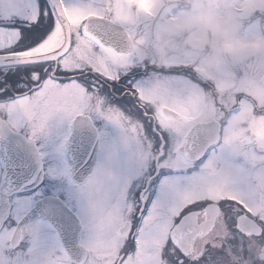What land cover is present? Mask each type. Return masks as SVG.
<instances>
[{
    "label": "snow or ice",
    "instance_id": "obj_1",
    "mask_svg": "<svg viewBox=\"0 0 264 264\" xmlns=\"http://www.w3.org/2000/svg\"><path fill=\"white\" fill-rule=\"evenodd\" d=\"M0 264H264V0H0Z\"/></svg>",
    "mask_w": 264,
    "mask_h": 264
}]
</instances>
